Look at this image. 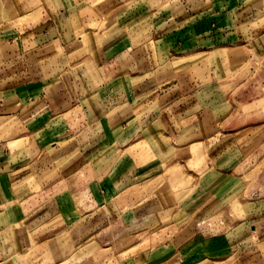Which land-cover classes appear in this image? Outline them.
<instances>
[{"label": "crops", "instance_id": "0c3cea01", "mask_svg": "<svg viewBox=\"0 0 264 264\" xmlns=\"http://www.w3.org/2000/svg\"><path fill=\"white\" fill-rule=\"evenodd\" d=\"M91 12L93 26H32L46 39L31 48L0 41V264H264V176L234 173L238 144L264 132L250 64L264 0ZM176 167L194 181L181 196Z\"/></svg>", "mask_w": 264, "mask_h": 264}, {"label": "rangeland", "instance_id": "374dc122", "mask_svg": "<svg viewBox=\"0 0 264 264\" xmlns=\"http://www.w3.org/2000/svg\"><path fill=\"white\" fill-rule=\"evenodd\" d=\"M51 1L52 0L46 3L42 0H40V2L38 0H24L26 8L12 15L8 12L5 13L7 8H5L4 5L0 6V29L5 26L10 28L4 33L5 37L0 38L2 39L0 41L9 40L17 42L21 40L22 44L27 49L34 47L36 44L38 45L39 42L46 39L45 37L38 38V31L31 28L32 26H63L61 28H64L68 26H93L97 23V20L92 18L93 14L91 8L93 5H98L101 0H82V4L79 6L75 4L76 7H73L76 0H57L59 4H62V7L58 9H56ZM0 4H2V0H0ZM131 4H133V2L129 1V5ZM82 5H85L90 10L80 7ZM78 11L80 15L75 18L74 14ZM53 35V33H50V36ZM21 42L18 41L17 43L21 44ZM1 43L2 42H0V45H2ZM250 49L253 52L252 63H250L251 71H264V36L257 39L251 45ZM2 69H5L4 60L0 62V70ZM248 135L249 138H245L244 142L238 144L236 155L239 157L237 158V166L236 169H234V173L239 176L245 184L251 183L252 185V183L259 182L258 178L261 175L264 176V132H259V130L255 129L249 132ZM179 169V167H176L169 169L167 172L173 196H176V194L181 196L184 193V188L192 186L194 182L191 177L184 179ZM223 170L229 172L231 170L230 164H227ZM246 175L253 177L246 178ZM222 179H224V176L217 175L215 177L209 174L206 177V184H213V181ZM250 188L251 186H249V188L246 186V191L243 193L244 198H246V195L249 196L250 194H254V190L256 191V187ZM256 193L261 195V192L257 191L255 195H257ZM232 208L234 216H241L243 214L239 204L236 203ZM113 232L114 230L107 231L109 235Z\"/></svg>", "mask_w": 264, "mask_h": 264}]
</instances>
